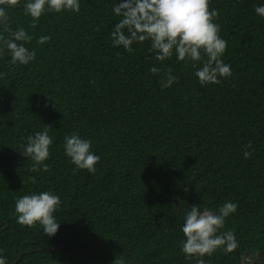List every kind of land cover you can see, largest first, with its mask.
<instances>
[{
  "label": "trees",
  "instance_id": "1",
  "mask_svg": "<svg viewBox=\"0 0 264 264\" xmlns=\"http://www.w3.org/2000/svg\"><path fill=\"white\" fill-rule=\"evenodd\" d=\"M26 2L6 11L13 31L33 37L25 47L36 58L13 65L7 50L0 55L6 264H194L181 252L184 214L192 204L215 213L225 202L238 207L220 231H232L238 246L206 255L205 264H241L248 256L243 264H264V17L255 11L264 0H209L232 75L204 86L194 62L175 51L160 62L150 41L134 42L132 52L113 46L120 0H79L80 12H46L35 28ZM0 34L8 36L2 26ZM41 36L51 39L38 44ZM168 69L179 79L162 88ZM48 125L49 171L32 172L20 146ZM73 132L100 157L94 174L66 156L64 137ZM42 191L61 198L54 236L39 223H17V198Z\"/></svg>",
  "mask_w": 264,
  "mask_h": 264
},
{
  "label": "clouds",
  "instance_id": "2",
  "mask_svg": "<svg viewBox=\"0 0 264 264\" xmlns=\"http://www.w3.org/2000/svg\"><path fill=\"white\" fill-rule=\"evenodd\" d=\"M20 0H0V26L6 37L0 34V55L7 50L11 55V64L28 65L36 58V51L29 50L25 44L31 43L33 37L19 27L13 31L9 25L7 8L17 6ZM79 0H27L24 13L32 18L31 27L46 12L61 13L63 11L80 12ZM257 15L264 17V6L255 9ZM113 14L120 17L111 39L114 47L123 46L132 52L134 42L150 41L149 52L155 53V60L163 62L173 56V52L180 61L194 62L197 68L195 76L204 86L220 83V78L232 75L230 65L224 63L222 57L227 48V42L221 38L220 25L215 23L218 10H209V0H120L113 7ZM51 39L41 36L38 44H44ZM200 64V67H197ZM160 68L153 66L150 72L159 74ZM0 75H6L0 73ZM178 77L172 75L168 69L160 80L162 88H170ZM49 127L28 135L26 143L20 146L24 157L33 162L30 171H49L45 163L50 157V146L53 138L49 135ZM92 142L73 132L64 137L65 154L71 162L82 170L95 173V165L100 157L91 151ZM252 148L249 141L245 149ZM244 158L248 159L252 153L245 150ZM33 184L36 177H30ZM61 205V198L50 191H42L31 195L18 197L15 201L17 223L22 226L34 227L39 223L46 236H54L59 230L60 223L56 221L55 212ZM238 205L225 202L217 212L205 208L200 209L198 204H192L184 214V223L181 228L184 239L181 241V252L194 264H205L204 257L211 256L217 250L224 254L231 253L238 245L232 231L220 230L224 228L226 218L237 210ZM0 264H6L0 256ZM115 264V262H114Z\"/></svg>",
  "mask_w": 264,
  "mask_h": 264
},
{
  "label": "water",
  "instance_id": "3",
  "mask_svg": "<svg viewBox=\"0 0 264 264\" xmlns=\"http://www.w3.org/2000/svg\"><path fill=\"white\" fill-rule=\"evenodd\" d=\"M65 247H60L59 249H64ZM48 249H53V248H48ZM24 254V252L21 254V256ZM17 262H18V260L17 261H15V263L14 264H17ZM240 263L241 264H243V261L242 260H240ZM59 264V263H58Z\"/></svg>",
  "mask_w": 264,
  "mask_h": 264
},
{
  "label": "rangeland",
  "instance_id": "4",
  "mask_svg": "<svg viewBox=\"0 0 264 264\" xmlns=\"http://www.w3.org/2000/svg\"><path fill=\"white\" fill-rule=\"evenodd\" d=\"M251 258V256H248L246 258H243V262L245 263L247 260H249Z\"/></svg>",
  "mask_w": 264,
  "mask_h": 264
}]
</instances>
